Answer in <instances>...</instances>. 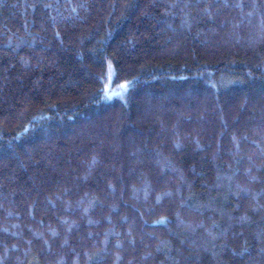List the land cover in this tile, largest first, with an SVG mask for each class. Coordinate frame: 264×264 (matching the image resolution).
<instances>
[{"label": "trees", "instance_id": "1", "mask_svg": "<svg viewBox=\"0 0 264 264\" xmlns=\"http://www.w3.org/2000/svg\"><path fill=\"white\" fill-rule=\"evenodd\" d=\"M0 264H264V0H0Z\"/></svg>", "mask_w": 264, "mask_h": 264}]
</instances>
